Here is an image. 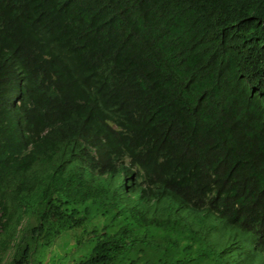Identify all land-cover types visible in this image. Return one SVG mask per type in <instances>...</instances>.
Segmentation results:
<instances>
[{
  "label": "trees",
  "instance_id": "obj_1",
  "mask_svg": "<svg viewBox=\"0 0 264 264\" xmlns=\"http://www.w3.org/2000/svg\"><path fill=\"white\" fill-rule=\"evenodd\" d=\"M76 230L57 264H264V0H0V264Z\"/></svg>",
  "mask_w": 264,
  "mask_h": 264
},
{
  "label": "rangeland",
  "instance_id": "obj_2",
  "mask_svg": "<svg viewBox=\"0 0 264 264\" xmlns=\"http://www.w3.org/2000/svg\"><path fill=\"white\" fill-rule=\"evenodd\" d=\"M96 221L97 220L94 219L93 222L87 225L86 229L88 232L92 230V225H94ZM211 223H214L217 227H219L220 234L222 235L223 241L221 242V245L218 247V249L223 248L229 242L235 243V241H237L236 243L238 244V240H240V238H244V236L248 234L247 232H243L235 227L225 226L224 223L219 222V220H211ZM76 236L84 240L90 237L91 235H84L82 230H76L74 232H71L68 235H65L63 238H60L50 249L46 250L44 253L36 254L33 258L34 261L32 263L36 264V261H40L41 264H51L52 260H54L56 263L61 262L68 256L73 257V255L76 253L74 247V244L76 242ZM245 244L248 248H251L254 245V239H249L248 241H246ZM5 260H7V258Z\"/></svg>",
  "mask_w": 264,
  "mask_h": 264
}]
</instances>
